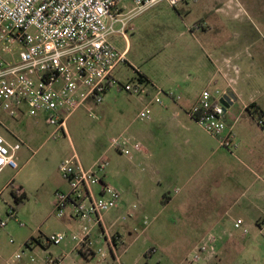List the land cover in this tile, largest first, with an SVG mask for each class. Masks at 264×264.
I'll return each mask as SVG.
<instances>
[{
	"label": "rangeland",
	"instance_id": "obj_1",
	"mask_svg": "<svg viewBox=\"0 0 264 264\" xmlns=\"http://www.w3.org/2000/svg\"><path fill=\"white\" fill-rule=\"evenodd\" d=\"M126 5L132 6L130 2ZM205 13L201 5L187 10L183 6L174 8L164 2L134 16L127 29V38L121 36L120 41H114L120 35L112 36V42L117 48L121 51L128 48L129 62L122 65L116 73L124 87L131 90L137 83L139 74L144 72L154 75L161 82L165 79L168 81L172 76L181 80L183 73H187L181 65L187 51L186 45L190 44L192 29ZM120 27L121 24L116 26L117 29ZM227 30L225 38L231 41V24ZM198 34L203 33L198 32ZM213 35L214 32L208 34V36ZM260 45L264 47V41ZM19 51L20 46L10 41L5 46L3 54L12 57V52L18 55ZM218 54L231 56V48L222 44ZM263 65L254 70L246 84L238 86L240 92L238 102L231 109V123L237 121L238 127L241 126L247 132L253 133V139L249 141L252 146L257 144L264 146V128L258 126L257 122L260 118L252 115L244 106L252 101L264 111ZM205 84L206 82H203L184 87L197 94L208 88ZM170 85V82H166L156 88L143 87L145 91H152L148 101L154 102L151 119L154 110L157 111L161 105L155 101L159 91L163 93L158 99L165 103H168V98L164 93L169 90L177 91V87ZM128 90L125 88L121 91L111 90L102 104L86 103L68 120V135L64 136L61 133L56 138L50 137L54 129L46 124L44 118L23 115L14 121L6 113L0 112V118L5 125V127L0 126V133L12 142L20 140L24 143L11 167L0 175V182L14 176L13 186L26 187L28 194L22 204H18L12 194L13 186L7 185L1 192L0 219L6 220V211L11 208L15 210L16 218L8 222L5 232L0 235V264H11L12 257L22 251L32 238L43 239L53 233L66 231L63 221L56 216L53 193L57 182L63 177L60 172L61 164L75 154L86 168L108 159L106 180L128 196L130 203L138 201L139 182L145 184V189L149 191V179L153 176L156 181L164 180L163 188L170 193L176 191L179 195L185 194L182 190L183 178L174 182L164 179L167 173L164 167L163 170L158 168L160 160L157 156L150 157L148 154L139 155L133 152L134 159H132L113 147L114 140L122 136L144 145L139 141L140 138L139 140L135 138L143 130L162 133L167 130L163 121L153 125L151 119L147 120L140 116L143 106L141 97ZM184 163L181 158L176 159L178 166ZM247 165L251 172L259 173L258 168L250 163ZM198 167L199 164L192 165L187 173L196 178L199 174ZM156 171L162 172L159 175ZM137 212H134L135 216L131 218L132 206L127 207L125 217L113 215L107 222L114 225V228L118 227L124 235V243L118 248V260L114 258L108 245L104 241H98V238L94 239L93 249L95 253L102 249L107 255L106 259L100 254L88 258L82 253H73L74 244L70 241L60 246L47 245L46 249L37 246L34 251L41 260L46 256L60 257L63 259L61 264H193L191 259L204 241L205 236L202 232L208 230L206 225L202 227L201 232V229L197 228L196 220L180 217L176 205L169 206L162 213ZM237 219L244 222L248 234L244 235L243 230L235 228ZM220 221L221 223L212 233L224 236V239L229 241L231 237L236 238L244 248L240 252L231 250L228 244L222 249L219 247L216 257L210 264H264V226L261 228L254 217L248 218L238 210ZM95 228L97 235L100 234L101 228ZM12 239L14 243H11Z\"/></svg>",
	"mask_w": 264,
	"mask_h": 264
},
{
	"label": "built area",
	"instance_id": "obj_2",
	"mask_svg": "<svg viewBox=\"0 0 264 264\" xmlns=\"http://www.w3.org/2000/svg\"><path fill=\"white\" fill-rule=\"evenodd\" d=\"M127 2L132 6H127ZM164 2L178 8L195 0H0V112L14 121L23 115L44 118L54 129L51 138L61 133L67 136L68 120L86 103L102 104L111 90H128L116 76L118 69L127 63V53L120 52L111 38L114 35L127 38L134 16ZM118 24H121L119 29ZM10 41L20 46L18 55L3 54ZM144 86L147 88L148 84L138 76L137 83L128 91L143 98L147 92ZM227 93L220 89L204 90L190 115L223 147L231 148L227 109L221 101ZM159 97L155 101L162 104ZM150 115L149 106L140 114L147 120ZM258 124L264 126V119H259ZM0 126L5 127L1 118ZM23 145L20 140L12 142L0 134V172L14 163ZM113 147L131 158L133 152L145 151L140 142L126 136L115 139ZM108 166V159H103L86 168L76 154L61 164L60 172L69 190L56 192V216L84 224L78 232H56L43 238L42 245H26L12 257L11 264H61L60 257L46 256L41 260L34 250L37 246H60L66 241L75 245V251L89 256L100 254L106 259L102 249L92 252L93 226L103 230L102 238L118 260V248L123 241L118 234L105 233L104 217L119 208L122 193L106 180ZM15 190L19 198L23 196L21 188ZM132 209L136 210L137 206ZM6 215V220L0 219V235L8 222L16 218L13 208ZM244 225L242 220L235 222V228L246 235L248 228ZM220 240L215 233L205 236L191 262L206 264L215 258Z\"/></svg>",
	"mask_w": 264,
	"mask_h": 264
},
{
	"label": "crops",
	"instance_id": "obj_3",
	"mask_svg": "<svg viewBox=\"0 0 264 264\" xmlns=\"http://www.w3.org/2000/svg\"><path fill=\"white\" fill-rule=\"evenodd\" d=\"M198 5H201L206 13L192 29L193 35L190 37V44L186 45L187 51L181 65L187 73H183L181 80L172 76L168 81L165 79L164 82L147 72L142 73L150 82L148 84L150 89L163 86L166 82H170V86L177 87V91L169 90L164 93L168 98V103L162 101L159 109L154 110L152 119V106L154 105L152 103L154 102H148L152 91H147L141 98L143 103L141 112L146 106H149L152 124L163 121L167 130L163 133L143 130L138 134L139 136L135 137L138 140L140 138L139 141L144 144L145 148L144 152L137 154L157 156L160 160L158 168L163 170L164 167L167 173L164 179L174 182V180L183 178L182 190L185 194L179 195L176 191L170 193L163 188L164 180L156 181L154 176L149 179V191L145 189V184L139 182L137 202L130 203L127 199L128 196L121 192V204L119 208L105 215L104 229L108 235L118 234L123 243L124 235L120 229L114 228V225L107 222L113 215L125 217V209L134 205L137 206V209H133L131 218L135 216L134 212L138 213L137 211L146 214L158 211L162 213L169 206L176 205L180 217L196 220L197 228H200L201 232L202 227L207 226L208 230L202 232L203 236L214 232L215 227L221 223V219L237 210L248 218L254 217L261 228L264 226V146L261 144L250 145L249 141L253 139V133L247 132L241 126L238 127L237 121L231 123V109L238 102L240 93L238 86L246 84L254 70L259 69V66L264 62V47L260 45L264 41V0H195L183 7L189 10ZM230 24L231 41L225 38ZM198 32L203 34H198ZM209 32H214V35L208 36ZM120 39L121 36L114 41H120ZM222 44L231 48V56L218 54ZM117 49L120 52L128 53V48L124 51H121L120 48ZM128 62L127 58L126 64ZM203 82H206L205 86H208L204 90L220 89L235 95L236 100L227 104L226 113L227 135H232L231 148L223 147L217 138L210 135L190 115L193 106L204 90L194 94L184 86H194V84L198 85ZM169 93H173V96H170ZM158 96H160L159 93ZM253 103L255 102L250 101L244 107L248 108ZM258 126L264 128L259 124ZM227 135L225 136L227 137ZM239 137L242 139H238ZM178 157L185 162L184 165L176 164ZM16 158L17 156L14 161ZM246 163L258 168L259 173L251 172ZM194 164H199L197 168L199 174L196 175V178L187 173ZM10 167L2 170L0 175ZM161 172L156 171V174L160 175ZM14 178L12 176L11 179L0 182V196L7 185L15 184ZM16 188H21L23 191V196L20 198L28 197L26 187L21 185L13 186L12 192L16 197H18ZM68 190L69 186L62 177L57 182L53 197L55 198L57 191L67 192ZM7 212L8 210L6 214ZM61 220L65 225L66 232L70 234L78 232L84 224V222L70 217L61 218ZM95 227L93 226V238L104 241L103 230L100 229L101 233L97 235ZM220 237L218 249L219 247L222 249L224 245L228 244L231 250L240 252L243 250L244 246L241 247L236 238L231 237L229 241V239H224V236ZM92 252L95 253V250L93 249ZM73 253H78L75 251V245ZM82 254L88 258L94 256ZM213 259L206 264H210Z\"/></svg>",
	"mask_w": 264,
	"mask_h": 264
},
{
	"label": "trees",
	"instance_id": "obj_4",
	"mask_svg": "<svg viewBox=\"0 0 264 264\" xmlns=\"http://www.w3.org/2000/svg\"><path fill=\"white\" fill-rule=\"evenodd\" d=\"M139 78L143 83L149 84L150 82L148 81V79L142 74H139ZM253 109V110H252ZM247 110L252 113V115L259 117L260 119H262L264 117V111L262 109H260L255 103L251 104ZM13 196L15 197L16 201L18 204H21L23 202V198H18L15 196L14 192H12ZM32 244H37V245H42V238H32L31 240H29L26 245L27 246H31ZM44 249H46V246H43ZM86 256V255H85Z\"/></svg>",
	"mask_w": 264,
	"mask_h": 264
},
{
	"label": "water",
	"instance_id": "obj_5",
	"mask_svg": "<svg viewBox=\"0 0 264 264\" xmlns=\"http://www.w3.org/2000/svg\"><path fill=\"white\" fill-rule=\"evenodd\" d=\"M236 100L235 95L231 92L227 93L223 98H222V103L225 105L226 109H227V104H231L232 102H234Z\"/></svg>",
	"mask_w": 264,
	"mask_h": 264
}]
</instances>
